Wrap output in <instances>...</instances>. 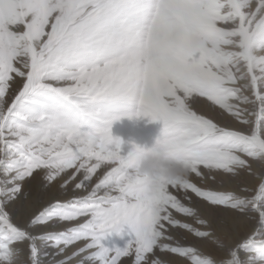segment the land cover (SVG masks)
<instances>
[{
	"label": "snow or ice",
	"instance_id": "obj_1",
	"mask_svg": "<svg viewBox=\"0 0 264 264\" xmlns=\"http://www.w3.org/2000/svg\"><path fill=\"white\" fill-rule=\"evenodd\" d=\"M123 117L188 176H138ZM124 258L264 264V0H0V264Z\"/></svg>",
	"mask_w": 264,
	"mask_h": 264
},
{
	"label": "clouds",
	"instance_id": "obj_2",
	"mask_svg": "<svg viewBox=\"0 0 264 264\" xmlns=\"http://www.w3.org/2000/svg\"><path fill=\"white\" fill-rule=\"evenodd\" d=\"M137 146L139 150L134 157L135 172L149 184L161 177L180 182L188 176L186 161L162 146L159 137L150 147Z\"/></svg>",
	"mask_w": 264,
	"mask_h": 264
},
{
	"label": "rangeland",
	"instance_id": "obj_3",
	"mask_svg": "<svg viewBox=\"0 0 264 264\" xmlns=\"http://www.w3.org/2000/svg\"><path fill=\"white\" fill-rule=\"evenodd\" d=\"M129 110L134 112L136 110V106L131 105L129 107ZM161 127V122H150L149 118L147 117L139 119H128L127 117H123L119 121H115L112 124L111 135L114 138H122V140L124 141V143L122 144V151L126 152L130 148L132 143L150 147L160 136ZM127 240V236L117 237L113 235L107 241H105V244L109 247H111L112 245L123 247ZM124 259L125 264H130L129 258Z\"/></svg>",
	"mask_w": 264,
	"mask_h": 264
}]
</instances>
